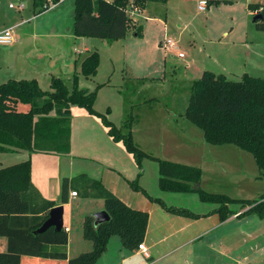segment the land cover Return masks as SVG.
<instances>
[{"label":"rangeland","instance_id":"374dc122","mask_svg":"<svg viewBox=\"0 0 264 264\" xmlns=\"http://www.w3.org/2000/svg\"><path fill=\"white\" fill-rule=\"evenodd\" d=\"M52 1L48 0L49 6ZM22 3L24 9H19ZM250 4L262 6L264 0H167L148 2L145 10L129 2L134 27L143 26L141 37L131 31L124 39L109 41L75 35V0L53 3L39 14L34 12L33 0H0V30L11 28L18 39V43L0 45V85L12 77L7 67L12 54L25 65L40 63L42 79L47 80L41 83V89L49 91L45 71L55 72L71 87L82 60L98 52L100 63L94 82H88L90 92L97 89V84L105 83L107 87L98 90L94 109L123 133L130 131L135 144L147 155L200 169L201 181L191 182V186L244 201L230 204L234 211L251 209L264 204V172L253 155L234 145L208 144L203 131L185 117L192 84L205 71L232 81H241L246 74L264 79V31L258 30L253 20L258 11L251 10ZM167 39L178 48L167 47ZM88 83L83 80L81 85L84 88ZM19 109L30 108L20 105ZM78 109L74 115L81 117ZM6 156L0 153V168L8 166ZM128 158L129 171L135 166L141 175L133 181L138 180L151 198L192 212L205 208L196 192L164 193L159 187L156 161L146 158L140 169L131 155ZM141 198L145 202L148 197L143 194ZM92 200L80 195L72 207L66 208L65 226L72 229L73 240L70 249L66 248L70 259L88 251L80 243L83 230L79 220L96 208ZM72 210L79 219L69 218ZM247 222L255 229L261 227L258 216L247 218ZM120 248L121 238L113 236L107 250L113 257L109 255L108 264L121 263L114 254ZM256 257L262 255L256 252ZM96 264L107 263L101 258Z\"/></svg>","mask_w":264,"mask_h":264},{"label":"trees","instance_id":"16d2710c","mask_svg":"<svg viewBox=\"0 0 264 264\" xmlns=\"http://www.w3.org/2000/svg\"><path fill=\"white\" fill-rule=\"evenodd\" d=\"M156 1L167 0H75L74 33L78 37L109 41L124 39L131 31L135 37H141L143 26L134 27L128 4L131 2L145 10L148 2ZM33 6L36 14L50 8L48 0H33ZM249 8L262 15L257 28L264 31V5L250 4ZM99 63L98 52L89 54L80 63V74L87 79L95 77ZM101 87L103 85L93 92L81 89L78 74L73 76L71 87L64 80L53 77L49 91H43L36 79L10 80L1 84L0 152L69 154L72 107L83 108L101 119L110 137L123 143L140 169L146 158L159 164L162 191L196 192L201 201L220 205L217 213L222 221L234 214L228 206L244 201L191 186V182L201 181L200 169L147 155L135 144L130 131L123 133L105 115L97 112L94 105ZM20 105H28L30 109L21 111ZM185 117L203 131L208 144L234 145L252 154L259 170L264 172V79L246 74L241 81H232L224 75L205 71L192 84ZM31 167L28 159L0 170V264H96L107 252L113 236H119L129 250H137L144 243L149 213L128 206L101 181L82 174L63 180L61 203L69 202L71 190L84 199L103 200L111 220L95 225L94 216L87 215L82 224L83 238L92 242V250L70 259L66 251L69 242L66 227L61 231L50 228L38 233L56 203L43 199L34 187ZM74 184L78 189H74ZM130 185L168 212L198 218L187 209L168 207L161 199L151 198L138 185V180ZM247 213L264 219V204L252 207Z\"/></svg>","mask_w":264,"mask_h":264},{"label":"crops","instance_id":"0c3cea01","mask_svg":"<svg viewBox=\"0 0 264 264\" xmlns=\"http://www.w3.org/2000/svg\"><path fill=\"white\" fill-rule=\"evenodd\" d=\"M2 31L0 30V32ZM16 40V43H18V39ZM41 55L39 53L37 56L42 59ZM7 67L9 74L12 76L11 78H15L14 80L16 78L17 80H32L33 78L38 81L40 87L41 83H46L47 81L42 79L44 70L40 63L37 65L30 63L25 65L16 54L9 56ZM44 73L49 78L48 85L50 87L53 77L60 78L53 71H45ZM75 74L79 75L80 88L90 92V84L88 82H94L96 76L87 79L80 74V69L79 71L76 69L73 76ZM11 78L9 80H12ZM83 80L88 83L84 88L81 85ZM98 85H103L100 91L107 87L105 83ZM75 109H78V107H72L71 150L69 154H30L22 150L0 152L3 155H8L4 158L8 165L7 167L30 159L32 164L31 182L34 187L43 199L54 201L56 207H64V227L68 229L69 235L67 249H70L73 240L70 237L72 229L68 225L65 226L66 208L72 207V204L79 196L73 197L72 192L74 191L71 190L69 192V202L62 204L63 180L87 174L91 178L101 181L108 190L128 206L149 213V224L144 245L150 252V258H146L138 249H126L122 244L123 248L118 249L114 253L115 257H120V264H258L260 262L264 264V219L258 217L261 225L258 229L251 227L248 222L247 224L244 223L247 218L257 216L247 213L250 207L239 212L238 210H232L228 206L234 214L227 220L222 221L217 213L220 205L215 203L202 201L206 204L205 208L202 207L203 210L199 213L190 211L195 216H198V218H192L168 212L159 204L151 202L148 198H144L145 202H143L141 198L143 193L133 192L131 186H128L136 176L139 177L140 173L135 166H131V171L128 169L129 166L127 168L128 156L131 154L123 143H117L110 137L108 129L103 125L101 119L90 115L87 110L83 112L79 109V116L81 117H76L74 115ZM98 143L101 144V147H97ZM131 156L133 157V155ZM91 163L96 166H92ZM7 167L0 168V170ZM92 201L91 203H94L98 209L95 208L90 212V215L105 210L103 200L95 199ZM241 212L242 214H240ZM75 214L77 212L72 210L68 216L72 219L76 216ZM86 216L84 215L80 218L81 226ZM76 218L79 219L78 216ZM82 239L81 245H85V249L91 251L92 242ZM262 240L263 243H261ZM256 252L260 253L262 257L257 259ZM109 255L106 252L101 257L107 264L110 261ZM110 256L113 257V255Z\"/></svg>","mask_w":264,"mask_h":264},{"label":"water","instance_id":"95a60500","mask_svg":"<svg viewBox=\"0 0 264 264\" xmlns=\"http://www.w3.org/2000/svg\"><path fill=\"white\" fill-rule=\"evenodd\" d=\"M262 19V15L257 14L254 16V22ZM95 225H100L111 220L110 215L106 210L95 213ZM64 207L58 206L51 210L49 219L44 223V225L38 230V233H44L50 228H55L57 231H61L64 228Z\"/></svg>","mask_w":264,"mask_h":264},{"label":"built area","instance_id":"2783aa9c","mask_svg":"<svg viewBox=\"0 0 264 264\" xmlns=\"http://www.w3.org/2000/svg\"><path fill=\"white\" fill-rule=\"evenodd\" d=\"M61 1V0H59ZM53 3H51L52 5ZM50 5V6H51ZM10 8H13V5H10ZM203 9V7H201ZM19 9H24V4L22 3L19 6ZM131 16V13H129ZM17 42L15 36L13 35V30L8 29V30H4L2 32H0V45H12L15 44ZM166 46L167 47H172V48H178L177 45L175 44V42L172 39H167L166 40ZM179 57L183 58L184 54L180 53ZM72 196L73 197H78L76 192H72ZM66 230L68 231V229L66 228ZM138 250L146 257V258H150V252L148 250V248L144 245V243L140 244L138 246Z\"/></svg>","mask_w":264,"mask_h":264}]
</instances>
